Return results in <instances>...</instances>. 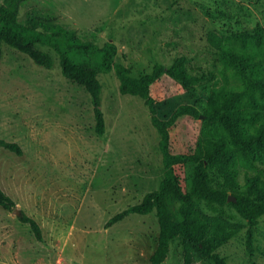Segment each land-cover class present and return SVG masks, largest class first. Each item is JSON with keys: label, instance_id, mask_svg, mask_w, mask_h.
<instances>
[{"label": "rangeland", "instance_id": "rangeland-1", "mask_svg": "<svg viewBox=\"0 0 264 264\" xmlns=\"http://www.w3.org/2000/svg\"><path fill=\"white\" fill-rule=\"evenodd\" d=\"M33 20L74 29L82 41L101 46L114 42L117 61L137 77L150 74L157 64L170 67L182 56L187 58L188 71L201 75L219 73L224 67L221 53L208 43V34L264 29V0H26L19 21ZM40 47L53 56L52 69L3 45L0 139L19 143L24 154L0 148V186L17 202L21 214L25 211L38 220L44 241L19 219L16 209L0 206V262L150 264L160 229L155 212L132 214L106 226L111 217L158 189L164 177L160 134L148 106L140 97L120 92L115 71L101 74L106 132L100 136L91 94L63 74L54 49ZM230 82L238 81L231 77ZM212 85L207 80L186 90L164 75L152 88L160 117L168 118L182 104L195 105L204 113ZM205 127L203 117H181L171 128L172 151H193ZM176 170L189 192L195 164L178 165ZM240 170L242 185L248 174L264 178V158ZM211 183L222 185L213 170ZM170 206L182 221V204L170 201ZM195 208L202 215L223 218L236 230L218 249L229 264H264V216L253 229L251 255L246 245L249 223L231 200L219 205L195 197ZM186 245L194 264H212L183 237L171 243L163 264H184Z\"/></svg>", "mask_w": 264, "mask_h": 264}, {"label": "trees", "instance_id": "trees-1", "mask_svg": "<svg viewBox=\"0 0 264 264\" xmlns=\"http://www.w3.org/2000/svg\"><path fill=\"white\" fill-rule=\"evenodd\" d=\"M26 0H0V63L3 45L7 44L27 54L40 66L52 69L53 56L41 49L48 46L60 57L63 74L84 86L91 94L96 117V131L106 132L102 110L103 85L99 76L115 71L120 81V92L140 97L148 106L152 123L160 134L164 177L158 189L143 200L117 213L107 221V228L132 214L156 213L159 234L150 264H163L169 256L171 243L178 237L197 245L199 252L212 264H229L218 249L226 244L236 230L223 218L202 215L195 208V197L209 203L225 205L231 200L237 212L249 223L247 250L255 253L254 227L264 216V178L260 174L247 175L240 181V167H252L264 158V29L244 31L232 35L217 32L208 34V43L221 53L224 67L219 73L194 75L188 71L187 58L182 56L172 66L157 64L150 74L134 76L131 68L117 61L118 47L107 41L99 45L82 41L74 29L46 20L19 21L21 4ZM164 75L181 82L186 90L201 82L212 80V90L204 113L191 104L178 106L168 118H161L153 85ZM231 77L238 82L231 83ZM183 116L203 117L206 127L203 138L190 152L175 153L171 147V128ZM221 132L224 133L221 136ZM23 155L19 143L0 139V148ZM195 164L191 190L181 184L176 167ZM211 170L222 179V185L211 183ZM170 201L183 206L184 218L178 221ZM0 206L15 210L17 202L0 186ZM19 219L28 223L39 241L44 233L38 220L22 211ZM184 264H194L190 246H185Z\"/></svg>", "mask_w": 264, "mask_h": 264}, {"label": "water", "instance_id": "water-1", "mask_svg": "<svg viewBox=\"0 0 264 264\" xmlns=\"http://www.w3.org/2000/svg\"><path fill=\"white\" fill-rule=\"evenodd\" d=\"M230 200H236V199H235L234 197L230 196V197H229V201H230ZM15 211H16L18 214H21V212H20L18 209H16Z\"/></svg>", "mask_w": 264, "mask_h": 264}, {"label": "crops", "instance_id": "crops-1", "mask_svg": "<svg viewBox=\"0 0 264 264\" xmlns=\"http://www.w3.org/2000/svg\"><path fill=\"white\" fill-rule=\"evenodd\" d=\"M6 262L4 264H8V263L10 264L11 261L10 260H6ZM0 264H2V263L0 262Z\"/></svg>", "mask_w": 264, "mask_h": 264}]
</instances>
